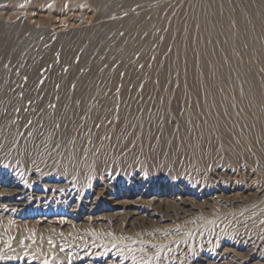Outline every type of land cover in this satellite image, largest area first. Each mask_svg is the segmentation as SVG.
Here are the masks:
<instances>
[{"label": "rangeland", "instance_id": "obj_1", "mask_svg": "<svg viewBox=\"0 0 264 264\" xmlns=\"http://www.w3.org/2000/svg\"><path fill=\"white\" fill-rule=\"evenodd\" d=\"M263 6L0 0V94L21 99L13 107L32 138L21 157L0 150V177L35 186L52 174L77 191L74 211L63 201H33L21 213L53 220L60 225L54 236L66 243L78 231L90 233L83 240L106 255L133 254L138 264H186L188 256L216 255L242 236L264 245V128L250 134L249 149L261 156H242L239 118L212 104L207 88L223 70L264 74ZM77 95L85 101L69 104ZM39 112L68 120L76 139L54 141L59 123L46 132V119L31 123ZM182 197L190 202L183 220L171 212ZM137 207L141 215L129 216ZM101 213L98 227L86 218ZM117 215L130 219L120 232L112 226Z\"/></svg>", "mask_w": 264, "mask_h": 264}, {"label": "bare ground", "instance_id": "obj_2", "mask_svg": "<svg viewBox=\"0 0 264 264\" xmlns=\"http://www.w3.org/2000/svg\"><path fill=\"white\" fill-rule=\"evenodd\" d=\"M262 8H264V6L261 7V9ZM209 35L215 34L213 31H210L208 36ZM207 88L210 92V96L215 101V103L213 102L212 104L215 106H223L229 111L232 118H239L240 124L237 126L240 128L236 131L237 138L239 139L238 152L242 156H251L253 159L260 157L262 150H250L249 146L252 145L250 134L256 131L255 129L264 128V74H261L260 71L241 69L240 67L232 70H223L215 74L211 84H209ZM13 97L14 96L11 98L8 97V94H0V107L2 106V108H0V150L2 149V151L10 153L16 150L20 153L15 154L21 157L22 152H24L22 147H31L30 140L32 138L29 134L30 125L27 124L26 120L19 118L20 116L15 114L13 107L15 104H18L21 99H12ZM77 97L79 98L67 99L69 100V104L76 105L79 102L85 101L84 98L78 95ZM7 101L9 102L8 104ZM3 102L7 105H3ZM31 116L26 117L30 118ZM69 117L70 114L68 113L65 118ZM43 120H45L44 124H47V128L43 126L46 132L48 129H54L55 125L59 123V128L53 131L52 134L54 141L67 144L73 139H76L74 138L76 137L75 128L68 120L64 119L62 121L60 116L54 117L50 113L44 116V112H39L33 117L31 123L39 124L40 126ZM14 172L16 173L17 171L15 170ZM38 181L40 184L28 186L13 178L12 175L0 177V264H138L137 259L135 260L131 257L133 254L131 256L114 253L106 255L99 243L95 244L91 242L92 239L91 241L83 240L85 237L91 236L90 233L78 231V235L73 237L72 241L66 243V240L54 236L56 231L60 228L59 224H56V222H53L51 219L38 217L34 213H21L23 207L30 205L33 201L40 207H45L47 204L57 201H63L68 206H71L70 211H74L73 209L77 207L75 203V193L77 191L75 192L74 187L67 180L49 174L39 176ZM185 198L186 197L180 198V201H177L178 203H176L171 211L172 216H175L177 219L182 218L187 213V210H189L190 202L188 204V198ZM86 203L90 204L91 202L87 199ZM92 204H90L91 206L89 205V214H92L94 211ZM140 209L141 208L137 207L133 212L129 213L130 215H127H141L139 214ZM148 214V218L153 217L155 212L154 210L148 209ZM127 215L124 217L117 215L112 218V221H114L112 226L116 232L117 230L123 229L124 224L129 222L130 219ZM103 217L105 216L102 213L94 216H86V218L94 221L96 227L103 223L101 221L104 219ZM259 242L254 240V238L242 236L240 240L235 241V243L223 247L216 255L204 253L198 258L188 256L185 263L247 264L252 258L264 260V245ZM107 248L109 247L107 246ZM237 249L244 252L242 256L236 253L239 252ZM167 257L169 258V256ZM180 260L182 261V259ZM255 264L264 263L259 262Z\"/></svg>", "mask_w": 264, "mask_h": 264}]
</instances>
